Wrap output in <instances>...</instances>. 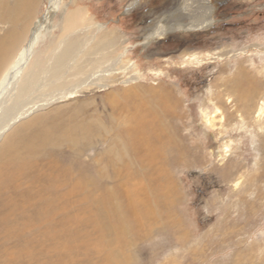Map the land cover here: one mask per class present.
Listing matches in <instances>:
<instances>
[{
    "label": "rangeland",
    "instance_id": "374dc122",
    "mask_svg": "<svg viewBox=\"0 0 264 264\" xmlns=\"http://www.w3.org/2000/svg\"><path fill=\"white\" fill-rule=\"evenodd\" d=\"M171 2L63 0L64 9L53 15L54 37L42 38V51L57 40L67 11H83L77 17L91 24L88 47H106L100 53L111 60L105 71L91 75L99 55L83 57L88 75L72 70L59 83L86 80L78 93L41 107L0 142L14 133L33 143L39 134L49 135L28 156L30 179L0 201V264H110L109 243L98 226L118 220L101 214L120 218V211L127 212L125 190L142 212L139 193L151 192L155 182L157 213L143 216L144 225L128 231L122 246L116 238L120 264H264V0H207L214 11L211 25L147 40L157 33L159 19L175 10ZM49 6V0H37L27 21L0 20V39L27 31V23L46 15ZM25 34L9 41L0 75L26 46ZM138 125L147 128L151 146L130 138ZM87 174L99 182L95 178L89 186ZM57 180L66 183L63 191L51 186ZM19 239L34 240L35 249H21L17 262Z\"/></svg>",
    "mask_w": 264,
    "mask_h": 264
},
{
    "label": "bare ground",
    "instance_id": "6f19581e",
    "mask_svg": "<svg viewBox=\"0 0 264 264\" xmlns=\"http://www.w3.org/2000/svg\"><path fill=\"white\" fill-rule=\"evenodd\" d=\"M36 1L35 0H19L15 4L9 5V4H7L6 0H0V20L5 21V20L10 18L13 21L18 22V23L20 21H24V22L27 21L29 18H31L34 15V13H33L35 11L34 4ZM49 3H50V6H49V9L47 11V14L44 15L43 17H40V18L34 20V21L32 19L30 22H28L27 25L25 26L27 31H24V33H23V31L15 32V30H13L14 33L12 32L9 35L3 36L2 37L3 39L2 38L0 39V58L1 57L4 58L5 56L8 55V51L12 47V45H9V41H11L12 44L17 42L18 40L22 39V37H24V35H26L25 32L27 33V36H29V40L27 41L26 46H24L22 51L19 53V56L17 57V59H13L12 62L10 61L11 63H9L7 65V67H6V69H4L2 75H0V142L3 140V137L6 136V134L12 129V127L15 124L24 120L25 118H28L35 111L37 112V110H39L41 107L49 105V104L53 103L54 101H56L57 99L73 97L78 93L79 88L82 86V84H84L83 82H85L86 80L80 79V83H76L73 86H70L71 85L70 82H69L70 85H66L65 84L66 81L63 82V85H61L59 83L61 81H64L68 77L67 76L68 73L72 70H74L73 75H79V74L84 75L85 73L87 74L86 70L88 68L86 69L85 66H83V64H81L83 57H85L88 54H92V53L99 55L97 58L93 59L94 60L92 63L93 66H91L92 69L90 70L91 75H94V74L101 72V71H105L103 64L105 62H107L108 59H110V56L108 54H106V53L104 54L103 52L100 53L101 50H105L106 47H104V48L103 47L102 48H100V47L96 48L95 47L94 49H96V50H92V48L88 47L90 40L87 38L86 33H87L88 27H90L91 24H83L84 22H82V20H79L77 17V15L80 13H83V11H77V12H75L74 10L67 11L65 13L64 19L60 22V25L58 24L60 27L61 33L57 37V40H55V41L52 40L51 44H49V46H47V48L44 51H42L40 49V47L37 46L38 43L40 41H42V38H44V40H45V37H46V39L48 36H49V38L54 37V33H52L53 30H49V28L50 29L52 28L51 22H52V19H54L53 15L56 13L57 10L64 9L62 6L63 0H49ZM171 3L172 4L174 3L173 6L175 7V10L170 12V14H168V16L164 17L163 19H161V18L159 19V22L157 23L158 25L157 24L154 25L156 27V30H157V33L154 32V34H157V35L153 34L150 36H146L147 40H151L154 36H159L162 38L168 32H173L175 29H177V30H179V29L190 30V29L206 28L209 25H211V23L213 22L211 16H212L214 11H213V8L210 7V3L209 2L207 3V0H187V1L186 0H183V1L182 0H173V2H171ZM183 3H186V6H184L181 9L180 6ZM178 5H179V7H178ZM128 7L130 9L133 7V5H129ZM31 24H32V28H31ZM94 26L96 29H98L100 27L97 24H95ZM81 34H83V36H81ZM11 42H10V44H11ZM86 60H88V58H86ZM90 63H91V60H90ZM88 65H90V64H88ZM107 71L109 72L108 69H107ZM75 79H77V78H75ZM70 80H72V78H70ZM61 86H63V87H61ZM163 97H164V99H167L166 98L167 97L166 92L163 94ZM168 99H170V97ZM208 124H210V122ZM140 126L138 125L137 128H135V129L133 128L129 131L128 134H129L130 138H133V139H135L134 141L139 142L140 144H138V145H142V144L149 145L150 144V146H151V144L154 143L152 140V137L146 135V132L148 131L146 127H145L146 129H144V128H141ZM15 137H16V134L14 133L11 137H8V139L3 144L0 145V201H2V200L4 201V199H7L8 196L12 195L14 192H17V188H20V185L22 184V180H29L30 179L29 174L25 170L26 166L28 164V162H27L28 156L32 155V153H36V146H41L42 144L49 141V135L43 134V133H42V135L39 134L38 137L40 138V140L35 142V143H33L34 141H36V139H34V138H32L30 140H27V139L24 140L26 137L25 138L23 137L24 139L19 138V137H17L15 139ZM135 144H137V143L135 142ZM22 148H23V150H22ZM21 150L25 151L26 155L24 153L21 154V152H22ZM149 159H152V158H150V156H149ZM87 175H86L84 181H87V184L89 186H90L91 182H94L96 180L98 181V178L96 176H95V178H96V180H95V178L93 179L89 176L90 174L88 175V177L90 179L86 180ZM32 176H34L33 178L36 177L35 175H32ZM97 176H99V175L97 174ZM59 179L61 181V178H59ZM79 179H81V178L79 177ZM72 180L73 179L71 178L70 182ZM126 180H127V178H126ZM57 181L59 182V180H57ZM31 183L34 184L35 182L32 181ZM65 184H66L65 182H59V183L56 182V183H52L51 186L60 187L59 190H62L65 187ZM123 184H125V182ZM75 185L76 184H74V186H73V184H72V187H75ZM77 185H78V183H77ZM95 185H96V183H95ZM89 186L86 188V190L89 188ZM152 186L153 185H151V187ZM158 186H159L158 182H155V185L153 186V190H152L153 192L152 191L150 192L148 190L146 192L143 191V192L139 193L140 196H144V200L141 199L142 203H140L144 206L142 208V212H141V210L139 211V207H138V205H136V202H138L139 200H137L135 202V199H133L134 195H132V193H131L132 191L130 192L129 190H125V192L129 193V196H130V200L128 201L129 206H128L127 212L126 211H120V214H119L120 218L118 217L117 213L112 214V212H110L112 214L111 216H110V214H106V215L101 214V218L105 217L107 219V217L109 215V218L112 217L115 220H118L117 222H113V223H112V221H110L109 223L105 222L106 224L103 223L102 225L98 226V230L100 231V238L105 239L106 241H108L107 243H109L108 244L109 247H107L106 258L108 259L109 262H111L110 264L119 263L120 252H118V250L116 248H113L114 244L116 243V238L119 239V241H118L119 245L122 246L123 245L122 243L126 242V235H127L128 231L130 232L131 229L133 230L136 225L139 227L140 226L142 227L144 225V223H142V220H143L142 217L143 216L147 215L148 217H152L154 213H157L156 210H157V207L159 206V204H158L157 200H155L154 191L157 189ZM77 188L78 187H76V190H77ZM92 188L94 189V187H92ZM83 189H84V187H83ZM89 190H90V188H89ZM135 190H133V191L135 192ZM138 190H139V188H138ZM143 190H144V187H143ZM146 190H147V188H146ZM73 191L72 192L70 191L71 193L66 191L63 194L62 199L68 198V197H71V196H74V195H77L80 193L79 189H78L77 193L75 191L74 192ZM112 193H114V192L112 191ZM110 194L111 193L109 192V195ZM137 194H138V192H137ZM88 195H87V197H89ZM119 196H120V194H119ZM140 196L138 198H140ZM135 197L137 199V195ZM10 199H11V197H10ZM10 199H8V200H10ZM82 199L83 198H81V200ZM89 199H90V197H89ZM97 199H98V197H97ZM59 200L60 199H58V201ZM12 201H13V199H12ZM5 202H8V201H5ZM16 202H17V200H16ZM61 204H58V207L56 209H58L59 205H61ZM126 204H127V202H126ZM62 205H64V204H62ZM10 207H11V205H10ZM122 207H123V205H122ZM64 208H66V206ZM12 210H14V212H15L17 209L15 210V208H14ZM17 211H19V210H17ZM63 211H65V210H63ZM114 211H117V210L115 209ZM59 212H61V211H59ZM14 214H16V213H14ZM12 215H13V213H12ZM34 215H36V214H34ZM65 215H66V213H65ZM96 215H98V214H96ZM69 217L70 216H68V218ZM9 218H11L10 215H9ZM62 219H63V217H62ZM70 219H72V218H70ZM19 220H21V219H19ZM35 222L36 221H34V223ZM14 223H13V225H15ZM31 223L34 225L33 222H31ZM66 226L67 225H65V227ZM76 226H77V224H76ZM24 227H26V226H24ZM27 228L29 229V227H27ZM27 228H25V229H27ZM50 228L53 229V227H50ZM77 228H78V226H77ZM10 229H12V225H11ZM69 230H70V228H69ZM17 232H19V230ZM57 232H58V229H57ZM10 233H12V235H13V232H10ZM25 233H27V232H25ZM14 235H15V233H14ZM11 237L9 236L7 241L8 240L11 241ZM16 237H17V235H16ZM34 239H36V238H34ZM28 240H29V238H28ZM24 241H26V240H24ZM32 241H34V240L22 243L21 239H19V242L21 243V248H19V250H18L19 253L18 254L16 253L17 254L16 258L14 257L17 262H19L21 260L18 255L23 250L27 249L29 252H32V248L34 247V244L32 243ZM19 242H18V244H19ZM84 242L85 241H83V243ZM1 244H2V242H1ZM17 247H16V249H17ZM110 247H112V249H109ZM11 249H12V247H11ZM21 249H22V251H21ZM33 249H35V248H33ZM7 250H8V248H7ZM31 254L33 256V253H31ZM29 256H31V255H29ZM122 257H124L126 259V257H127L126 252L124 253V255ZM31 258L33 259V257H30L29 259L28 258L27 259L32 260ZM120 263H122V262H120Z\"/></svg>",
    "mask_w": 264,
    "mask_h": 264
}]
</instances>
